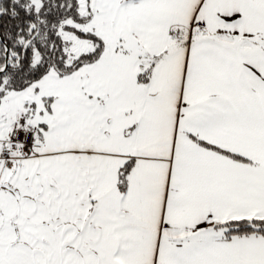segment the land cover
Segmentation results:
<instances>
[{"label":"snow or ice","instance_id":"1","mask_svg":"<svg viewBox=\"0 0 264 264\" xmlns=\"http://www.w3.org/2000/svg\"><path fill=\"white\" fill-rule=\"evenodd\" d=\"M0 264H264V0H0Z\"/></svg>","mask_w":264,"mask_h":264}]
</instances>
